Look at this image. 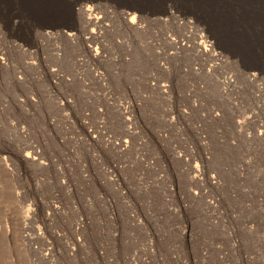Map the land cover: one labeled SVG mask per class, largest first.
<instances>
[{
  "label": "rangeland",
  "instance_id": "rangeland-1",
  "mask_svg": "<svg viewBox=\"0 0 264 264\" xmlns=\"http://www.w3.org/2000/svg\"><path fill=\"white\" fill-rule=\"evenodd\" d=\"M64 6L0 3V264H264L262 62L184 2Z\"/></svg>",
  "mask_w": 264,
  "mask_h": 264
},
{
  "label": "bare ground",
  "instance_id": "bare-ground-1",
  "mask_svg": "<svg viewBox=\"0 0 264 264\" xmlns=\"http://www.w3.org/2000/svg\"><path fill=\"white\" fill-rule=\"evenodd\" d=\"M64 1L65 0H0V3L5 10L10 13L18 14L17 11L14 12L12 10L14 9L13 6H15V9L22 8V10L29 11V14L40 15L62 12L65 8ZM170 1L178 4L184 2L189 7H192L198 15L208 19L211 24L217 27L219 33H222L221 36L219 34L217 40L223 37L222 39L225 41L224 43L227 48H229L230 52L241 54V57L244 59H255L262 62L264 65V0ZM77 12L81 15L83 14L87 23L92 20V7H79ZM123 15L128 23H133V16H130L128 12L123 13ZM67 36L72 37V34L69 33ZM203 51L206 50L203 48ZM253 62L250 60L248 63L251 66ZM261 70L263 71L262 73H264V69ZM248 78L255 81L257 75L255 73H250ZM24 240L27 241L26 238Z\"/></svg>",
  "mask_w": 264,
  "mask_h": 264
}]
</instances>
